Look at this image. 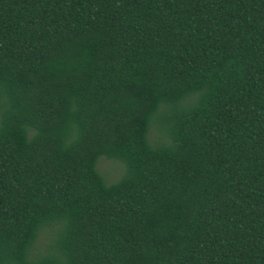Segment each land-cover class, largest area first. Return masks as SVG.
Instances as JSON below:
<instances>
[{"label": "trees", "instance_id": "16d2710c", "mask_svg": "<svg viewBox=\"0 0 264 264\" xmlns=\"http://www.w3.org/2000/svg\"><path fill=\"white\" fill-rule=\"evenodd\" d=\"M0 264H264V0H0Z\"/></svg>", "mask_w": 264, "mask_h": 264}, {"label": "rangeland", "instance_id": "374dc122", "mask_svg": "<svg viewBox=\"0 0 264 264\" xmlns=\"http://www.w3.org/2000/svg\"><path fill=\"white\" fill-rule=\"evenodd\" d=\"M97 170L103 175L106 182H111L121 173L122 167L119 163L111 160H105L99 157L96 161Z\"/></svg>", "mask_w": 264, "mask_h": 264}]
</instances>
